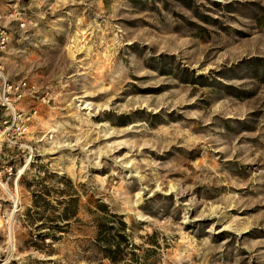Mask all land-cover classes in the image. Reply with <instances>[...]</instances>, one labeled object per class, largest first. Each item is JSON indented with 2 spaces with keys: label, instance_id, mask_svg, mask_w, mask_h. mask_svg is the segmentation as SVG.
<instances>
[{
  "label": "rangeland",
  "instance_id": "1",
  "mask_svg": "<svg viewBox=\"0 0 264 264\" xmlns=\"http://www.w3.org/2000/svg\"><path fill=\"white\" fill-rule=\"evenodd\" d=\"M0 27L54 145L0 185V264H264V0H0Z\"/></svg>",
  "mask_w": 264,
  "mask_h": 264
},
{
  "label": "built area",
  "instance_id": "2",
  "mask_svg": "<svg viewBox=\"0 0 264 264\" xmlns=\"http://www.w3.org/2000/svg\"><path fill=\"white\" fill-rule=\"evenodd\" d=\"M10 33L0 27V52L7 45ZM52 91L35 89L28 79H10L0 60V185L10 191V200L17 203L18 179L30 171H40L53 151L52 132L48 129L34 138L33 127L40 110L48 106ZM29 101L30 105L25 106Z\"/></svg>",
  "mask_w": 264,
  "mask_h": 264
},
{
  "label": "bare ground",
  "instance_id": "3",
  "mask_svg": "<svg viewBox=\"0 0 264 264\" xmlns=\"http://www.w3.org/2000/svg\"><path fill=\"white\" fill-rule=\"evenodd\" d=\"M84 97H87V96H84ZM85 103H87V102H85ZM85 108H88V107L86 106ZM128 157L129 156L126 155L124 158H122V160H121V162L123 163L122 165H124V167L127 170H129V172H131L132 174H133V172L138 173L136 165L132 161H129ZM3 187L6 188V186H3ZM6 190H8V189L6 188ZM139 195H140V193L137 196H139ZM226 228H230V227H226Z\"/></svg>",
  "mask_w": 264,
  "mask_h": 264
},
{
  "label": "trees",
  "instance_id": "4",
  "mask_svg": "<svg viewBox=\"0 0 264 264\" xmlns=\"http://www.w3.org/2000/svg\"><path fill=\"white\" fill-rule=\"evenodd\" d=\"M105 250L111 252L112 249H105ZM112 251H113V250H112ZM107 256H109V258H111V260H115L114 258L111 257L110 253H109V255H107Z\"/></svg>",
  "mask_w": 264,
  "mask_h": 264
}]
</instances>
